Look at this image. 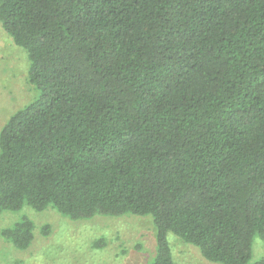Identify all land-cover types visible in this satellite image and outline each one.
Masks as SVG:
<instances>
[{
  "label": "trees",
  "instance_id": "obj_1",
  "mask_svg": "<svg viewBox=\"0 0 264 264\" xmlns=\"http://www.w3.org/2000/svg\"><path fill=\"white\" fill-rule=\"evenodd\" d=\"M0 23L37 92L0 130V214L150 217V264L174 237L264 264V0H0Z\"/></svg>",
  "mask_w": 264,
  "mask_h": 264
},
{
  "label": "rangeland",
  "instance_id": "obj_2",
  "mask_svg": "<svg viewBox=\"0 0 264 264\" xmlns=\"http://www.w3.org/2000/svg\"><path fill=\"white\" fill-rule=\"evenodd\" d=\"M28 67L26 52L0 23V130L37 96L28 82ZM24 215L34 222V240L28 249L19 250L0 236V264H150L156 252L150 217L97 216L75 221L52 207L41 212L24 207L1 213L0 231ZM171 245L175 264H215L205 260L197 247L176 237ZM252 252L253 261L264 257V242L259 237L253 241Z\"/></svg>",
  "mask_w": 264,
  "mask_h": 264
}]
</instances>
